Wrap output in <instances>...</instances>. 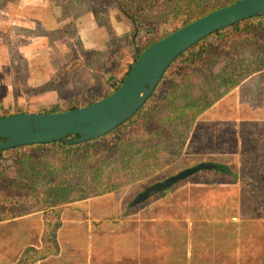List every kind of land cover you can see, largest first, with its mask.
Returning <instances> with one entry per match:
<instances>
[{"label":"rangeland","instance_id":"rangeland-1","mask_svg":"<svg viewBox=\"0 0 264 264\" xmlns=\"http://www.w3.org/2000/svg\"><path fill=\"white\" fill-rule=\"evenodd\" d=\"M113 1L125 15L136 4ZM246 52L247 69L224 58L211 63L216 97L195 118L185 119L161 101L149 119L159 134L142 142L144 175L59 205L54 248L42 251L44 210L0 221V264H21L29 251L35 260L27 264H264V63L260 45ZM3 60L0 113L25 109V97L36 112L50 103L51 90L63 86L31 89L19 65L10 69L8 56ZM85 65L71 72L76 82L60 96L62 105L93 88L88 81L95 73H83ZM204 83L199 80L196 94ZM14 161L7 153L3 163L17 172ZM199 163L214 166L134 203L147 187ZM217 163L228 171L217 170Z\"/></svg>","mask_w":264,"mask_h":264},{"label":"trees","instance_id":"trees-1","mask_svg":"<svg viewBox=\"0 0 264 264\" xmlns=\"http://www.w3.org/2000/svg\"><path fill=\"white\" fill-rule=\"evenodd\" d=\"M133 1L147 14V19L135 20L122 7L134 25L132 36L125 41L113 35V55H107L109 51L93 49L91 57L83 62L95 73L94 87L77 94L67 106L50 102L36 112L65 111L111 94L122 85L131 65L148 45L236 0ZM128 42L133 44L136 55L121 72V61L125 59L122 50ZM255 44L262 47L264 63V14L213 31L180 53L140 109L111 131L84 141H75L79 135L70 134L55 141L0 150V221L44 210L48 220L43 235L46 244L42 251L54 248L58 214L60 208L63 209L60 204L107 188H117L146 173V164L141 156L142 142L159 134L158 126L151 121L150 115L160 110L161 101L164 100L181 117L195 118L216 97L210 80L211 63L224 58L228 62L242 63L247 69L243 56ZM201 79L205 83L202 91L196 94L195 87ZM168 85L174 86L175 91ZM20 111H30L29 97H25V109L15 112ZM15 112H2L0 116ZM3 140L0 138V142ZM7 153L14 156L17 172L13 165H4ZM225 167L217 163L216 169L226 172ZM22 257L21 264L35 260L30 251Z\"/></svg>","mask_w":264,"mask_h":264},{"label":"crops","instance_id":"crops-1","mask_svg":"<svg viewBox=\"0 0 264 264\" xmlns=\"http://www.w3.org/2000/svg\"><path fill=\"white\" fill-rule=\"evenodd\" d=\"M118 2L123 4L122 0ZM135 5L132 3L131 11L127 10L135 20L144 21L146 14H137ZM133 27L130 18L113 0H0V69L8 56L5 63L10 69L19 65L17 68L21 69L24 84L29 88L43 89L56 82L53 87L57 89L62 83L59 90H51L54 97L50 102H59L65 89L76 82L71 72L85 65L83 62L91 50L109 51L107 55H113L115 51L109 50L113 35L127 41ZM122 53L125 59L121 71H124L135 58L133 44L128 42ZM81 71L90 74L91 68L87 66ZM8 77L14 81L13 75ZM88 82L93 87L96 83L94 77ZM75 96L71 95L69 101Z\"/></svg>","mask_w":264,"mask_h":264},{"label":"water","instance_id":"water-1","mask_svg":"<svg viewBox=\"0 0 264 264\" xmlns=\"http://www.w3.org/2000/svg\"><path fill=\"white\" fill-rule=\"evenodd\" d=\"M264 14V0H236L174 30L148 45L131 65L122 85L88 105L59 112H15L0 116V150L44 143L78 134L75 141L101 136L131 117L147 101L174 59L195 42L220 28ZM199 163L155 183L134 201L139 203L197 170Z\"/></svg>","mask_w":264,"mask_h":264}]
</instances>
